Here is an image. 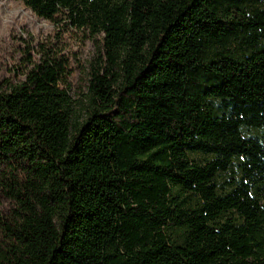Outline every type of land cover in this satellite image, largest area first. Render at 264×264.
<instances>
[{
  "label": "trees",
  "instance_id": "1",
  "mask_svg": "<svg viewBox=\"0 0 264 264\" xmlns=\"http://www.w3.org/2000/svg\"><path fill=\"white\" fill-rule=\"evenodd\" d=\"M99 41L0 82V264H264V0H19Z\"/></svg>",
  "mask_w": 264,
  "mask_h": 264
},
{
  "label": "rangeland",
  "instance_id": "2",
  "mask_svg": "<svg viewBox=\"0 0 264 264\" xmlns=\"http://www.w3.org/2000/svg\"><path fill=\"white\" fill-rule=\"evenodd\" d=\"M44 47L53 48L68 61L69 73L62 88L72 99L80 100L87 92L99 41L82 30L37 16L19 0H0V82L24 80Z\"/></svg>",
  "mask_w": 264,
  "mask_h": 264
}]
</instances>
